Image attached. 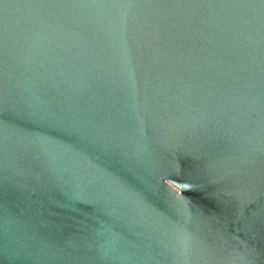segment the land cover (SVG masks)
Returning <instances> with one entry per match:
<instances>
[{"label":"water","instance_id":"obj_1","mask_svg":"<svg viewBox=\"0 0 264 264\" xmlns=\"http://www.w3.org/2000/svg\"><path fill=\"white\" fill-rule=\"evenodd\" d=\"M0 264H264V0H0Z\"/></svg>","mask_w":264,"mask_h":264}]
</instances>
